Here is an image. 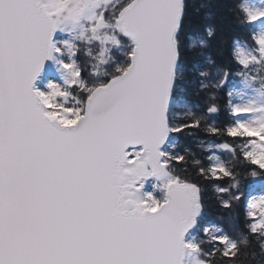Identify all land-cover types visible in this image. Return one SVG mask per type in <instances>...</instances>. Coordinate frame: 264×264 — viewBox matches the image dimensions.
<instances>
[{"label": "snow or ice", "instance_id": "snow-or-ice-1", "mask_svg": "<svg viewBox=\"0 0 264 264\" xmlns=\"http://www.w3.org/2000/svg\"><path fill=\"white\" fill-rule=\"evenodd\" d=\"M183 11L184 0H0V264H185L192 256L196 264H236L238 243L219 228H206L199 242L185 239L202 211L204 188L172 174L184 155L161 150L170 132L201 123L169 127L167 118ZM245 11L247 23L264 21V10ZM66 20L88 22L83 38L95 45L97 61L90 75L109 78L90 84L72 60L62 64L69 87L53 83L46 93L34 82L62 52L53 36ZM254 41L253 50L235 49L245 70L264 66V34ZM121 43L130 49L127 62L102 75ZM253 111L231 106L241 121ZM227 134L249 138L254 147L245 161L258 169L253 177L264 174V122H240ZM197 175L235 179L224 163ZM149 177L164 181L163 199L138 195ZM241 198L221 203L231 208ZM246 217L248 233L264 237V195L247 204Z\"/></svg>", "mask_w": 264, "mask_h": 264}, {"label": "trees", "instance_id": "trees-1", "mask_svg": "<svg viewBox=\"0 0 264 264\" xmlns=\"http://www.w3.org/2000/svg\"><path fill=\"white\" fill-rule=\"evenodd\" d=\"M253 0H184V11L178 33L180 56L172 94V103L168 114L169 127H180L193 120L201 121L199 128L187 129L181 133L170 132L171 138L163 151L172 156L184 155V163L175 164L172 174L188 179H195L203 188V208L197 220L195 233L204 237V230L216 225L224 230L238 243L239 254L236 264H264V237L257 239L248 233L246 209L250 202V188L257 180L264 182V174L252 176L258 171L245 161L248 152L247 137H231L227 129L238 126L239 118L231 113L235 106V85L243 77L251 78L256 83H264V66L253 65L245 70L235 59V49L239 42L256 47L254 37L264 34V21L249 24L245 9L251 7ZM115 4V3H114ZM212 30V35H209ZM87 35H90L88 33ZM85 35V36H87ZM84 36L75 41L73 51L78 49L75 60L83 69L84 77L91 83L107 80L109 77L90 75L94 59L95 45L90 44ZM125 45L130 38L121 37ZM123 43L114 47L111 59L101 66V73H112L117 65L127 62L126 52L130 49ZM92 49V52H89ZM259 68V72L256 69ZM218 71L227 72L226 82L217 87ZM225 77V75H224ZM224 77L222 79H224ZM69 84L65 86L68 88ZM231 93V96H229ZM229 101H231V106ZM218 105V111L210 113L208 109ZM219 131L213 134L211 129ZM228 145V156L223 154V162L232 168L235 179L210 181L197 175L199 168H208L217 163L216 153L209 144ZM217 187H227L230 191L218 193ZM242 198L233 203L231 208L222 206L236 195ZM211 250L212 245H203ZM215 264H224L219 258Z\"/></svg>", "mask_w": 264, "mask_h": 264}, {"label": "rangeland", "instance_id": "rangeland-1", "mask_svg": "<svg viewBox=\"0 0 264 264\" xmlns=\"http://www.w3.org/2000/svg\"><path fill=\"white\" fill-rule=\"evenodd\" d=\"M115 3V0H113ZM251 7L257 8L258 10H264V0H253L249 2ZM82 25V26H81ZM88 27V22L86 20H82L80 25H74L71 20H66L63 24L62 29H58L55 33L53 42L56 44L58 48L62 49L61 53H54V59H51L48 66L43 70L40 79L37 83V89L43 92H50L51 89L49 87L50 84H57L61 87H64L68 84V80L70 79L69 74L63 69L62 64L71 62L72 55L70 50L66 45L65 41H67L71 45H75V41L87 35L88 33L84 32V29ZM239 47H243L247 50H253L248 44L244 42H239ZM236 90V102L235 106H252L254 111L250 114L246 121H241L243 117L239 118V122H264V83H256L253 79L243 77L239 82L235 85ZM224 145H220L217 143L211 142L209 147L215 151L217 163L223 162V154L228 156L229 150L223 147ZM254 145L251 141L248 142L247 148L249 151H252ZM144 188L138 194L142 198L145 197V194L152 193L156 198L163 199L166 195L165 191L162 188L164 183L163 180H159L156 177L146 178L144 181ZM158 185L160 187H158ZM250 201L252 199L258 198L259 196L264 195V182H261L256 179L254 185L250 188ZM209 227H217L216 225H210ZM195 228H193L186 240L195 239L197 242L205 239L204 237L199 238L195 233ZM221 229V228H219ZM219 234H225L224 230L221 229ZM197 258L192 256L188 257L185 260V264H196Z\"/></svg>", "mask_w": 264, "mask_h": 264}, {"label": "water", "instance_id": "water-1", "mask_svg": "<svg viewBox=\"0 0 264 264\" xmlns=\"http://www.w3.org/2000/svg\"><path fill=\"white\" fill-rule=\"evenodd\" d=\"M54 35H55V34H54ZM53 38H54V36H53ZM49 61H50V60H47V61L45 62L44 66H43V69L47 66V64L49 63ZM178 64H179V59H178V61H177V63H176V66H175V77H176V71H177ZM43 69H42V70H43ZM41 72H42V71H41ZM41 72H40V73H41ZM40 73H39V75H40ZM39 75H38V77H39ZM38 77H37V79H36L35 82H34V88H36V83H37ZM174 82H175V80H174ZM173 87H174V84H173ZM173 87H172L171 94H170V99H169V104H168V110H169V106H170V103H171ZM168 110H167V113H168ZM169 139H170V135H168L165 144L162 146V149H161L162 151H163L165 145L167 144V142L169 141ZM197 218H198V217H197ZM190 230H191V229H190ZM190 230H189V231H190ZM188 233H189V232H188ZM188 233L186 234L185 239H186Z\"/></svg>", "mask_w": 264, "mask_h": 264}]
</instances>
